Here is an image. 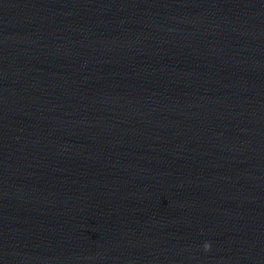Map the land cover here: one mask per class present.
<instances>
[{
    "label": "clouds",
    "instance_id": "1",
    "mask_svg": "<svg viewBox=\"0 0 264 264\" xmlns=\"http://www.w3.org/2000/svg\"><path fill=\"white\" fill-rule=\"evenodd\" d=\"M205 248H206V249H209V248H210V245L206 244V245H205Z\"/></svg>",
    "mask_w": 264,
    "mask_h": 264
}]
</instances>
